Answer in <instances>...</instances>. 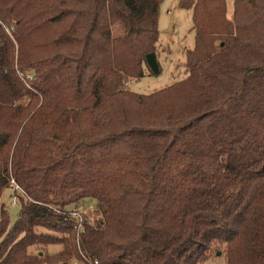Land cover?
I'll list each match as a JSON object with an SVG mask.
<instances>
[{"label": "trees", "instance_id": "obj_1", "mask_svg": "<svg viewBox=\"0 0 264 264\" xmlns=\"http://www.w3.org/2000/svg\"><path fill=\"white\" fill-rule=\"evenodd\" d=\"M162 1L0 0V264H264V0H179L186 75L142 94Z\"/></svg>", "mask_w": 264, "mask_h": 264}, {"label": "rangeland", "instance_id": "obj_2", "mask_svg": "<svg viewBox=\"0 0 264 264\" xmlns=\"http://www.w3.org/2000/svg\"><path fill=\"white\" fill-rule=\"evenodd\" d=\"M233 0H226L227 14L232 16ZM191 10L181 8L177 0H163L159 5L158 29L159 38L156 43V59L160 66L158 73H153L145 65V75L138 79L127 80L124 84L129 90L138 93L148 94L160 88L168 86L173 82L182 79L186 75L185 51L194 46V31L192 27ZM20 191L11 186L6 188L1 196V202L5 205L9 214V225H13L19 211ZM97 200L86 197L76 205L68 206L69 209H79L86 220L92 221L95 217ZM42 229L39 228V231ZM214 252L207 260L198 264H226L225 253L222 246ZM61 248L60 244L49 245L43 248L49 252H56ZM38 245L32 246L29 250L36 253ZM72 263L81 264L79 260L73 259Z\"/></svg>", "mask_w": 264, "mask_h": 264}, {"label": "built area", "instance_id": "obj_3", "mask_svg": "<svg viewBox=\"0 0 264 264\" xmlns=\"http://www.w3.org/2000/svg\"><path fill=\"white\" fill-rule=\"evenodd\" d=\"M10 186L14 189H18V190L20 189L18 187V185L13 180L11 181ZM70 214H72L75 217L76 224H77V231L79 232L80 230L83 229L82 223H83L85 218H84L83 214L79 211V209H74V210L71 209ZM93 264H97V262L95 261Z\"/></svg>", "mask_w": 264, "mask_h": 264}, {"label": "water", "instance_id": "obj_4", "mask_svg": "<svg viewBox=\"0 0 264 264\" xmlns=\"http://www.w3.org/2000/svg\"><path fill=\"white\" fill-rule=\"evenodd\" d=\"M146 63L153 73L159 72L158 61L156 59L155 53L151 52L146 55Z\"/></svg>", "mask_w": 264, "mask_h": 264}, {"label": "crops", "instance_id": "obj_5", "mask_svg": "<svg viewBox=\"0 0 264 264\" xmlns=\"http://www.w3.org/2000/svg\"><path fill=\"white\" fill-rule=\"evenodd\" d=\"M178 2H179V0H177V5H178ZM146 73V72H145Z\"/></svg>", "mask_w": 264, "mask_h": 264}]
</instances>
